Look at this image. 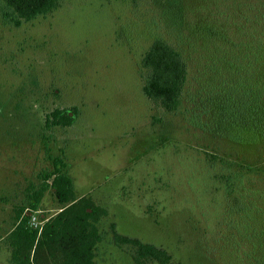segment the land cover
I'll return each instance as SVG.
<instances>
[{"label":"rangeland","instance_id":"obj_1","mask_svg":"<svg viewBox=\"0 0 264 264\" xmlns=\"http://www.w3.org/2000/svg\"><path fill=\"white\" fill-rule=\"evenodd\" d=\"M262 1L203 3L207 11L237 3L249 16L264 13ZM175 7L172 0H62L19 26L0 14V264H14L4 240L14 209L61 150L77 195L108 208L105 227L115 222L119 232L163 246L168 264H249L247 243L226 216L237 186L224 176L236 174L221 158L264 159V142L228 143L194 126L185 106L166 112L142 90L141 59L154 37L180 46ZM57 106H77L75 122L45 129ZM59 210L49 188L33 214L40 221ZM111 236L99 244L98 264H133Z\"/></svg>","mask_w":264,"mask_h":264},{"label":"trees","instance_id":"obj_2","mask_svg":"<svg viewBox=\"0 0 264 264\" xmlns=\"http://www.w3.org/2000/svg\"><path fill=\"white\" fill-rule=\"evenodd\" d=\"M172 1L182 29L180 46L167 37H154L141 59L143 93L166 112L185 106L194 126L228 143H263L264 29L257 28L264 27V13L242 16L243 8L237 3L207 11L205 0ZM61 4L62 0H0V14L4 21L19 26L53 13ZM185 8L191 10L189 14ZM77 113V106H57L47 111L45 129L71 126ZM64 154L62 150L50 154L53 166L41 173L40 183L28 187L26 201L14 209V226L4 239L10 261L98 264L99 244L111 231V242L127 249L133 264L170 263L172 255L163 246L121 233L115 222L104 226L108 208L90 194L77 195ZM237 155L221 158L236 174L224 176L226 186L230 181L237 186L226 216L247 243L242 255L248 263L264 264V159ZM49 188L60 210L35 227L30 224L32 213Z\"/></svg>","mask_w":264,"mask_h":264},{"label":"built area","instance_id":"obj_3","mask_svg":"<svg viewBox=\"0 0 264 264\" xmlns=\"http://www.w3.org/2000/svg\"><path fill=\"white\" fill-rule=\"evenodd\" d=\"M48 219V218H47ZM46 219V220H47ZM45 222V220H40L38 221L37 216L35 214L32 213L31 219H30V224L35 226V227H39L41 226L43 223Z\"/></svg>","mask_w":264,"mask_h":264}]
</instances>
